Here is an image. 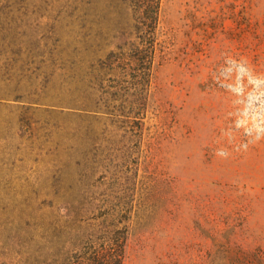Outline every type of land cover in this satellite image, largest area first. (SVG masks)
<instances>
[{
  "label": "rangeland",
  "instance_id": "rangeland-1",
  "mask_svg": "<svg viewBox=\"0 0 264 264\" xmlns=\"http://www.w3.org/2000/svg\"><path fill=\"white\" fill-rule=\"evenodd\" d=\"M135 25L130 0H0V264L116 224L123 264H264V0H161L140 122L98 103Z\"/></svg>",
  "mask_w": 264,
  "mask_h": 264
},
{
  "label": "trees",
  "instance_id": "trees-1",
  "mask_svg": "<svg viewBox=\"0 0 264 264\" xmlns=\"http://www.w3.org/2000/svg\"><path fill=\"white\" fill-rule=\"evenodd\" d=\"M135 9L137 45L118 46L102 62L117 78L100 83L99 109L108 116L140 122L148 108L153 62L156 57L161 0H130ZM131 97L129 104L127 98ZM133 98V99H132ZM120 101L117 104V101ZM128 237L126 225H114L88 238L79 253L60 264H123Z\"/></svg>",
  "mask_w": 264,
  "mask_h": 264
},
{
  "label": "clouds",
  "instance_id": "clouds-1",
  "mask_svg": "<svg viewBox=\"0 0 264 264\" xmlns=\"http://www.w3.org/2000/svg\"><path fill=\"white\" fill-rule=\"evenodd\" d=\"M259 131L264 132V128L259 129Z\"/></svg>",
  "mask_w": 264,
  "mask_h": 264
}]
</instances>
